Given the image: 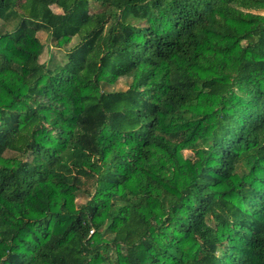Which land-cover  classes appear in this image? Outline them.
<instances>
[{
    "label": "trees",
    "instance_id": "1",
    "mask_svg": "<svg viewBox=\"0 0 264 264\" xmlns=\"http://www.w3.org/2000/svg\"><path fill=\"white\" fill-rule=\"evenodd\" d=\"M21 1L0 0V264H264V0ZM41 31L79 39L64 64Z\"/></svg>",
    "mask_w": 264,
    "mask_h": 264
},
{
    "label": "rangeland",
    "instance_id": "2",
    "mask_svg": "<svg viewBox=\"0 0 264 264\" xmlns=\"http://www.w3.org/2000/svg\"><path fill=\"white\" fill-rule=\"evenodd\" d=\"M28 8V1L23 0L17 5V10L21 13H25ZM52 10L56 13H61L62 11L58 9L56 6L52 7ZM103 9L101 8L100 5H92L91 6V12L92 13H97L102 11ZM3 24V21L0 20V25ZM38 37L41 40V42L45 45L44 51L40 57V63H45L48 67H53L56 64H64L66 62V54L67 52L79 42L78 38L73 39L72 43L62 49H57L52 46H50V41L48 38V35L46 32H39ZM131 83V78H121L112 86H107L106 89L108 91H115V92H120V91H126ZM185 157H190L192 155V152L189 150H185L183 152ZM7 157L14 156L13 153H6ZM83 185L84 187H90L91 181H89L87 178H83ZM78 205H83L86 202V198L82 196V194H79L76 200Z\"/></svg>",
    "mask_w": 264,
    "mask_h": 264
}]
</instances>
